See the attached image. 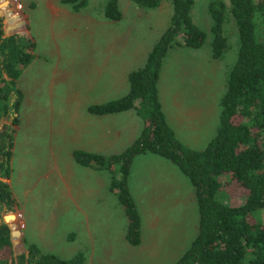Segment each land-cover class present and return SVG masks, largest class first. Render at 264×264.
Returning <instances> with one entry per match:
<instances>
[{"label":"crops","instance_id":"1","mask_svg":"<svg viewBox=\"0 0 264 264\" xmlns=\"http://www.w3.org/2000/svg\"><path fill=\"white\" fill-rule=\"evenodd\" d=\"M11 1L14 2V6L24 8L23 13L29 24L28 32L35 42V57L18 79L23 99L18 112L19 123L15 130L11 159L12 173L9 179L18 206L17 218L13 222L21 230L25 241L35 243L43 251L55 253L63 259L71 258L82 252L86 256L85 264H174L197 237L199 219L193 224V232L187 235L185 228L182 231H179L178 227L174 229L179 233L176 240L170 236L162 237L155 231L160 221L159 216H153L150 224L146 225L142 220L141 243L132 245L126 237L129 220L122 204L120 203L123 212L120 210L119 212L123 213V224L113 226L112 219L107 217V215L110 217L113 208L107 195L108 192L105 193L106 189L113 192L110 188V172L99 171L97 179L84 181L82 172L87 171L79 168L81 165L73 156L75 150L107 155L112 145H118L123 149L140 136L146 121L136 108L114 114L94 115L89 112V107L95 103H105L118 97H112V93L120 95L119 97L129 93L128 73L145 65L154 47L153 42L144 46L142 33L132 28L138 20L136 18L132 20L127 31L122 30L120 34L117 33L121 29L117 24L124 19L120 0L119 4L123 14L120 20H110L105 17L106 2L97 7L98 10H92L90 0L85 8L76 12L71 6L63 4L61 0ZM133 6L137 10H132L133 15L139 18L143 12L152 14L151 9L141 10L133 0H126L127 9ZM157 9L161 10V19L157 24L159 27L161 25L163 32L158 39L156 38L155 44L171 25L172 19V15L163 11V1L159 7L154 8V10ZM133 39L137 40L139 49L129 62L128 59H122V50L119 48ZM95 41L101 44L97 46ZM182 48L188 50L186 49L188 47ZM169 54L168 51L160 73L159 97L169 125L174 129L177 137L190 146L178 135L167 111V99L171 86L165 65ZM113 57L118 59H113ZM178 103L179 101L176 100L173 102V104ZM217 103L220 105V101ZM220 111L221 107L218 109L216 106V132L219 126ZM113 115H118L119 118L116 116L112 121ZM120 116H124V120ZM10 121L11 119L2 116L0 127ZM107 122L109 125L106 124ZM22 135L30 137V140L26 139L27 150L34 151V159H37L38 165L43 162L42 158L45 153L46 155L42 165L43 170L35 179L30 180L29 178L24 183L26 171L22 169L18 171L17 181L24 185V194L20 197L19 191L16 192L13 187V162L17 148L23 141ZM37 136L40 138L38 139ZM122 149L113 153H121ZM196 149L203 148L197 146ZM40 159L42 160L39 161ZM19 160L22 161V158ZM30 164L32 163L27 165L29 171L34 169ZM87 170L92 172L90 169ZM158 174L161 177L168 175L176 179L181 186L183 185L184 190L189 192L188 197L184 194L183 198L176 195L175 198L178 201L196 200L190 179L177 165L153 153L141 154L131 163L128 177V186L141 216L137 200V195H140L139 185L143 183L151 187L153 182L158 183ZM40 184L52 187L51 194H47V189H45L41 205L40 202L38 203L40 199L33 192L40 187ZM171 185L166 188L170 189L168 194L172 193L173 189L177 192L181 187ZM95 189L98 190L99 197L92 195ZM185 191L183 193H186ZM34 195L35 220L27 214V210L34 204ZM48 197L52 199V202L44 203L43 201ZM139 197L142 199L145 195L141 194ZM157 197L159 196H156V190L152 188V194L148 195V200L152 202ZM164 197L167 198L161 193L159 198ZM36 216L39 217L38 220ZM61 217L65 218V221L63 220L65 223L60 221ZM29 221H32L30 223L35 228L34 237L30 232L33 228L29 225ZM60 225L62 231H65L64 241H62L63 237L58 234ZM168 225L165 224L160 230H170L171 226ZM113 232L116 234L113 235ZM174 246H178L181 253L177 260L173 258L170 260L169 256L174 252Z\"/></svg>","mask_w":264,"mask_h":264},{"label":"trees","instance_id":"2","mask_svg":"<svg viewBox=\"0 0 264 264\" xmlns=\"http://www.w3.org/2000/svg\"><path fill=\"white\" fill-rule=\"evenodd\" d=\"M5 1L1 0L2 7L7 5ZM89 1L61 0L76 12ZM194 1L172 0L171 25L149 53L145 65L129 73V93L89 107L94 115L136 108L146 121L140 136L121 153L107 156L75 150L73 156L81 166L110 172V188L125 209L129 220L126 237L132 245L141 243L142 219L128 186L130 165L135 157L153 153L170 160L188 176L199 209L198 235L174 264H264V0H210L208 4L213 57L223 58L228 48V21L236 24L239 54L220 101L218 130L203 149L192 148L177 137L167 121L158 90L169 49H199L207 40V33L193 19ZM133 2L140 8L154 9L162 0ZM104 13L110 20H120L123 14L119 0H106ZM5 18L0 13V119L5 116L11 121L0 127V209L7 211L0 223V264H85L82 252L63 259L25 241L13 222L18 206L9 179L23 99L18 79L35 57V42L25 15L8 27ZM229 175L226 182L244 191L242 204L229 202L223 181Z\"/></svg>","mask_w":264,"mask_h":264},{"label":"rangeland","instance_id":"3","mask_svg":"<svg viewBox=\"0 0 264 264\" xmlns=\"http://www.w3.org/2000/svg\"><path fill=\"white\" fill-rule=\"evenodd\" d=\"M9 1V2H8ZM92 1V10H98L97 7L102 6L103 3L106 2V0H91ZM123 11H124V19L119 24L121 29L118 34L122 32V30L127 31L128 27L132 24V20L136 18L137 21H135V25L132 26L136 31H139L143 35V41L144 46H147L149 43L153 42V45L155 46V40H157L162 34L163 29L158 26V22L161 14V10H154V9H143L144 11H152V14H148L145 12L141 13V17L133 15V11H137L135 7H131L127 9L125 7L126 0H120ZM163 1V11L167 12L168 15H172L174 13L172 0H162ZM5 7H2L1 0H0V13L5 14V23L8 27L9 24H15L19 23L21 19H23V7L14 6V2L11 0H6ZM210 0H195L192 5V16L194 21L200 26L206 33H207V40L203 47L200 49H193V48H186L188 50H184L182 47H173L169 49V55L166 59V65H165V71L169 73L168 79L170 80V86L169 89L171 90L169 92L168 96V104H167V111L169 114V118L175 126L178 135L180 138L187 142L192 148H205L209 141L215 136L216 130H215V108L219 109L221 106L217 103V101H221V98L226 90V81L228 78V74L232 67L236 64L239 54V38H238V31L237 27L234 21H228L225 24V34L228 37V48L224 54L223 58L217 59L214 58L212 55V33H211V26H212V19L210 17L209 11H208V4ZM165 7V8H164ZM156 9V8H155ZM133 10V11H132ZM15 17L14 19L12 18ZM19 16V17H17ZM163 18V13L162 16ZM152 29V31H151ZM111 31V30H110ZM114 31V30H113ZM112 31V32H113ZM115 31H118L115 29ZM145 35V36H144ZM120 36V35H119ZM157 38V39H156ZM91 42V41H90ZM96 45H100L101 43L96 42ZM107 43V40H106ZM105 43V44H106ZM41 44H43L41 42ZM139 44L137 43L136 39L130 40L127 44H125L123 47H120L119 50H122L121 57L122 59H128V61H131V58L133 57V54L139 49ZM154 48V47H153ZM118 56V54H116ZM119 57V56H118ZM113 59H118L116 57H113ZM131 73V72H129ZM129 73L127 76V83H129ZM168 89V91H169ZM124 90V89H123ZM118 96V97H117ZM120 95H115L112 93V97H117L115 99H119L122 97H119ZM109 99V98H108ZM106 99V100H108ZM112 99V100H115ZM174 100L179 101L178 104H173ZM105 101V100H104ZM96 104V103H95ZM102 104V103H97ZM194 112V113H192ZM119 115V114H118ZM118 115H113L112 121H114L115 117ZM123 115V114H120ZM124 120V116H120ZM117 118V119H118ZM118 123V122H117ZM109 125V123H106ZM114 124V122H113ZM30 137H27L26 135H22V143L18 146L15 159L13 162L14 167V178H13V187L15 191H19V196H23V183H18L17 178L18 171L22 169L23 171H26V176L24 179V183L27 182V180L35 179V177L41 173L43 170L42 165L45 162V155L42 158L43 162L38 165L37 159H34V151L31 149L27 150L26 145V139H29ZM35 140V136L32 137ZM39 139L40 136H37ZM32 139V141H33ZM30 140V139H29ZM127 147H122L115 145L111 146L109 149L107 156L114 154L113 152H116L118 150L124 151ZM30 150V151H29ZM27 154V155H26ZM104 155V154H103ZM25 157V158H24ZM27 157V160H26ZM19 158H22V161L19 160ZM40 159L39 161H41ZM29 163L34 169L29 171V168L27 165ZM79 168L84 169L82 172L84 181H88L89 179H97L99 177V171H102V173L105 171L107 173L106 169H98V168H85L80 166ZM90 171L92 172H88ZM230 175L227 177H223V181L226 182V180H230ZM158 183L155 184L153 182V185L149 187L147 184L141 183L139 185V194L142 196L145 195V198L142 197V199L139 197L140 195H137V200L139 202L140 211L142 213V220L143 223L150 224V219L153 216H159L160 221L157 223L158 227L155 229L158 234H160L162 237L170 236L173 237L175 240L178 238L179 233L177 230L174 231L178 227L179 231H182L184 228L186 230V235L193 232V224L197 222L199 219V209L197 206V202L195 199H191L188 201H178L177 198H175L176 195L183 196L186 195L188 197L189 192L185 191L183 188V185L176 181V179L171 178L170 176H157ZM46 183V182H45ZM172 184V185H171ZM178 185L181 186L180 189L176 192L173 188L172 193L168 194V191L170 189H166L167 187ZM225 189L228 192L230 199L229 202L231 204H242L245 201L246 196L244 195V191L238 186H236L233 183H225ZM176 187V186H174ZM152 188L156 190V196L158 195L160 197V194H164L163 199H160L157 197L154 201L150 202L148 200V195L152 194ZM45 189H47V194H51L52 187L45 184H40V187H38L37 190L33 191L35 195L38 196L40 200H38V203L43 200V197L45 196ZM109 189V188H108ZM187 189V187H186ZM97 191V192H96ZM186 193H183V192ZM107 193L111 206L113 207L111 210L110 217L107 215L108 218L112 219V225L113 226H119L120 224H123L124 218H123V210H121V204L119 201L118 194L116 192H109L107 189L105 190V193ZM22 193V195H21ZM184 194V195H183ZM35 195L33 196V205L32 208H29L27 210V214L31 216V219L35 220V213L36 210L34 209L35 205ZM92 195L98 196V190L95 189L94 192H92ZM193 195V194H192ZM245 196V197H244ZM175 198V199H174ZM31 198L29 199V201ZM44 203L52 202V199L49 197L43 201ZM152 204V205H151ZM31 210H33L31 212ZM119 210L121 212H119ZM7 211L0 209V223L2 221V218L6 215ZM38 216H36V220H38ZM69 219V215H68ZM65 221V218L61 220L63 222ZM32 221H29V225L33 228L31 232L32 237L35 236V228L32 226ZM65 223V222H63ZM62 223V224H63ZM68 221L65 225H67ZM165 224H169L168 226H171L170 230L167 231H161L160 228L162 226H165ZM34 225V224H33ZM64 225V230H65ZM192 226V227H191ZM59 236L64 235L65 237V231H62V226L60 225L58 229ZM113 235L116 233L113 232ZM61 237V238H62ZM62 239L64 241L65 239ZM63 243V242H62ZM63 246V244H61ZM181 251L179 250L178 246H174V252L169 256L172 260H177L179 254ZM173 256V257H172ZM171 262V261H170Z\"/></svg>","mask_w":264,"mask_h":264}]
</instances>
